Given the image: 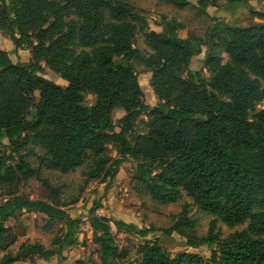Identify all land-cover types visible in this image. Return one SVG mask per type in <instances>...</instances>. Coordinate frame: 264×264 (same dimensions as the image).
<instances>
[{
  "label": "trees",
  "instance_id": "1",
  "mask_svg": "<svg viewBox=\"0 0 264 264\" xmlns=\"http://www.w3.org/2000/svg\"><path fill=\"white\" fill-rule=\"evenodd\" d=\"M229 1L227 7L245 4ZM211 3L200 0L199 7ZM246 7L264 19V12ZM181 27L171 20L161 33L149 30L144 10L128 0H0V31L15 49L31 53L29 64L14 63L0 49V141L10 149L0 150V252L10 233L8 220L23 210L44 214L45 229L55 221L65 227L54 237L55 247L25 241L16 255L5 253L2 264L65 259L79 243L81 220L65 209L70 203L61 200L57 187L44 181L50 188L46 199L20 193L40 175L21 153L29 144L45 150L38 155L41 167L64 173L88 167L86 181L112 178L131 159L152 198L174 203L185 192L214 216L207 235L198 236L187 229L192 222L186 204L170 227L140 228L97 214L103 203L94 200L88 221L100 244L98 264H137L124 259L116 233L146 237L157 231L177 233L188 246L206 244L211 256L171 254L157 236L139 244L141 264H264V106L258 108L264 102V25L216 28L203 62L209 76L190 68L194 38H180ZM138 32H144L150 52L135 45ZM43 63L67 85L45 77ZM137 65L152 73L155 105L144 100ZM88 95L94 96L92 104ZM118 108L125 114L115 121ZM142 114L147 131L134 133ZM113 147L117 158L109 155ZM218 221L246 226L221 237Z\"/></svg>",
  "mask_w": 264,
  "mask_h": 264
},
{
  "label": "rangeland",
  "instance_id": "2",
  "mask_svg": "<svg viewBox=\"0 0 264 264\" xmlns=\"http://www.w3.org/2000/svg\"><path fill=\"white\" fill-rule=\"evenodd\" d=\"M135 4L138 8L144 10L149 22H166V18L172 17L183 23L184 29L180 30L182 36L195 38L193 44L195 46V54L190 64L192 70H202L205 76H209V72L203 69V62L205 60L206 46H203V51L198 52L199 42L207 39V32L211 28L213 19L211 16H219L225 13L226 4L229 0H209L216 2V8L209 7L210 13H206L197 5H189L188 7L179 8L174 4H169L165 0H128ZM197 3L198 0H195ZM245 4L237 3L229 11L228 19L232 23L245 25L250 22V11L246 7L247 4L257 11L264 12V0H243ZM218 11V12H217ZM249 18V19H248ZM255 21H264L254 19ZM209 40V39H208ZM10 38L0 31V48L6 50L9 46ZM12 43V41H11ZM135 45L142 51L150 52L151 49L147 45L144 32H138L135 38ZM13 46V45H12ZM24 51H20L17 56H13L14 60L19 63L29 64L28 60L29 48L22 47ZM25 49H28L25 51ZM207 54V53H206ZM227 60L228 55H224ZM139 72V82L144 91V100L147 104L155 105L158 99L153 101V96L156 94L150 85L149 71L142 65H137ZM41 73L55 81L66 85L58 74L52 71L45 63L42 64ZM64 80V79H63ZM65 81V80H64ZM63 82V83H62ZM37 100H39V93L35 92ZM88 102H94V96L88 95ZM157 98V97H156ZM264 106L262 102L258 108ZM115 121L119 118L115 113ZM147 116L142 114L136 121L134 133L147 131ZM0 150L10 152L9 144H4L0 141ZM21 153L29 161L35 170H40L39 177L33 176L25 182L20 190L21 194H25L31 198L46 199L48 197L50 188L44 184L47 181L50 186L57 187L59 197L64 202L70 203L65 207L71 216L79 218L81 224L79 227V243L76 246L70 247L66 252V258L60 259L58 256H53L48 260L26 259L17 261L14 264H98L100 262L98 252L100 244L96 242L93 230L89 224V209L93 205L94 200H102V207L97 210V214L106 215L111 218H120L127 222H134L140 228L155 227L168 228L173 223L177 216L182 212L183 205H187V214L190 217L192 224L187 228L198 236H206L209 230L210 221L214 218L213 215L201 210L194 203L190 196L183 192L182 197L174 202L163 204L154 199L149 194L145 183L139 178L136 170V164L133 160L127 159L124 161L115 176L102 181L101 177L86 181L85 171L88 167L82 166L69 172H61L56 169L41 167V162L38 155H45V150L37 145L29 144L21 150ZM112 158L119 157L118 148L113 147L109 153ZM16 158V156H15ZM16 163V160H12ZM40 168V169H39ZM75 199H78L75 203ZM3 198L0 197V202ZM47 222V217L38 212L21 211L16 216L11 217L7 224L9 225L10 233L7 235L6 242L0 252V264H2V257L5 253L16 255L19 246L25 242L39 241L47 247H55L53 239L55 236L62 235L65 231L63 223L55 221L50 229H45L44 225ZM218 228L220 229L221 237H227L231 233L243 229L246 224L229 227L222 221H218ZM115 231V229H113ZM157 236H160L161 244L166 247L171 254L178 252H193L198 253L205 258H210L211 251L208 246L202 245L200 247H192L185 244L186 238L173 233L166 235L162 232L151 233L146 237H141L133 232H118L116 239L118 245L125 250L124 259L126 261H135L140 263L141 255L137 252L139 244L145 241H153ZM78 260L81 263H78Z\"/></svg>",
  "mask_w": 264,
  "mask_h": 264
},
{
  "label": "crops",
  "instance_id": "3",
  "mask_svg": "<svg viewBox=\"0 0 264 264\" xmlns=\"http://www.w3.org/2000/svg\"><path fill=\"white\" fill-rule=\"evenodd\" d=\"M166 1V0H165ZM190 2H191V4H193V5H197L198 7H199V2L197 3L195 0H189ZM198 1H200V0H198ZM167 2V1H166ZM211 2H213V1H211ZM167 3H169V2H167ZM169 4H172V3H169ZM228 4V3H227ZM227 4H226V6H227ZM189 6V5H188ZM188 6H186V7H188ZM218 6V4L215 2V4H213V3H211L205 10L204 9H202L201 7V9L203 10V11H205L206 13H210V10L208 9L209 7H213V8H216ZM179 8H184V7H179ZM231 8H233V7H226V9L224 10L225 11V13H226V15H224V14H220L219 16H216V15H214V16H211L212 17V19H213V23H212V25H211V28L209 29V31L207 32V39H209V37H210V35L212 34L211 33V31H212V29H213V27H215L216 26V28H218V27H226L224 24H219V22H224V23H227V24H230V25H233V26H249V25H251V24H254V23H259V22H264V21H255L254 19H259L258 17H253L252 15H251V17H250V22H248L247 24H245V25H240V24H236V23H232V21L231 20H229L228 19V17H229V15L230 16H232V12H230L229 10L231 9ZM255 10V9H254ZM257 11V10H256ZM218 12V11H217ZM146 15V14H145ZM210 15H211V13H210ZM249 19V18H248ZM261 19V18H260ZM149 18H148V22H149ZM171 20H175L176 22H179V23H182V22H180L179 20H176V19H174V18H172V17H169V18H166V22H168V21H171ZM261 20H264V19H261ZM165 22V23H166ZM165 23H163L162 21H158V22H149V30H151V31H155V32H158V33H161L162 31H163V29H164V25H165ZM183 24V23H182ZM184 29V25H183V27H181V28H179L178 30H177V34H178V36L180 37V38H188L190 35H187L186 37H184V36H182V34H181V32H180V30H183ZM192 38V37H191ZM195 39V38H194ZM193 39V40H194ZM207 39H205V40H203L202 42H199L198 41V43H199V49H198V52L199 53H201L202 51H203V46H207V43L206 42H208L207 41ZM193 43L195 42V41H192ZM13 45V42L11 43V40L9 41V46L6 48V51H8V53H9V56H10V58H11V60L14 62V63H19V62H17L16 60H14V58H13V56L15 55V56H17L18 55V53L20 52V51H24V49L23 48H18V49H15V47H14V45ZM203 45V46H202ZM0 49H2V48H0ZM4 50V49H3ZM28 49H25V51H27ZM28 52V55H29V58H28V60L27 61H29V59H31V53H30V50H28L27 51ZM226 53H223V56L225 55ZM227 55V54H226ZM205 57H206V52H205ZM225 57V56H224ZM207 71V70H206ZM151 76H152V73L149 71V77H150V79H151ZM60 77V76H59ZM58 79H62V81L63 82H65V83H67V81L65 80H63V78L62 77H60V78H58ZM138 79H139V77H138ZM62 82V83H63ZM57 83H59V82H57ZM140 83V82H139ZM61 84V83H60ZM67 85V84H66ZM157 97V96H156ZM156 97H154L153 96V101H152V103H154V101H156V99H158V97L156 98ZM115 113L116 114H118L119 116V118H121L124 114H125V110L123 109V108H118V109H116L115 110V112H114V115H115ZM118 118V119H119ZM118 129V128H117ZM41 214V213H40ZM44 215V214H43ZM101 215V214H100ZM104 216H106V215H104ZM115 229V228H114ZM38 260H41V259H39V258H37Z\"/></svg>",
  "mask_w": 264,
  "mask_h": 264
},
{
  "label": "water",
  "instance_id": "4",
  "mask_svg": "<svg viewBox=\"0 0 264 264\" xmlns=\"http://www.w3.org/2000/svg\"><path fill=\"white\" fill-rule=\"evenodd\" d=\"M219 24H224L227 28H240V27H250V26H262V25H264V22L254 23V24H251L249 26H233V25H230V24H227L224 22H219ZM215 29H216V26L213 27L211 33H213L215 31ZM207 41H208V39H207Z\"/></svg>",
  "mask_w": 264,
  "mask_h": 264
}]
</instances>
